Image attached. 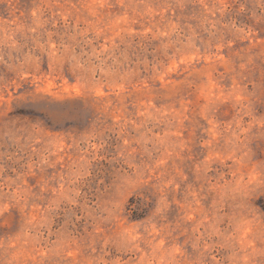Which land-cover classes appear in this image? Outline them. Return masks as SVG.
<instances>
[{"label": "rangeland", "instance_id": "1", "mask_svg": "<svg viewBox=\"0 0 264 264\" xmlns=\"http://www.w3.org/2000/svg\"><path fill=\"white\" fill-rule=\"evenodd\" d=\"M0 264H264V0H0Z\"/></svg>", "mask_w": 264, "mask_h": 264}, {"label": "trees", "instance_id": "2", "mask_svg": "<svg viewBox=\"0 0 264 264\" xmlns=\"http://www.w3.org/2000/svg\"><path fill=\"white\" fill-rule=\"evenodd\" d=\"M128 209L132 211V217L133 218H142L144 217L145 207H143L139 199H136L135 197H132L130 205Z\"/></svg>", "mask_w": 264, "mask_h": 264}]
</instances>
